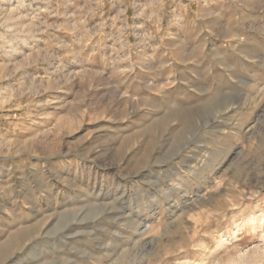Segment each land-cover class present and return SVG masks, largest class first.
<instances>
[{
	"label": "rangeland",
	"instance_id": "374dc122",
	"mask_svg": "<svg viewBox=\"0 0 264 264\" xmlns=\"http://www.w3.org/2000/svg\"><path fill=\"white\" fill-rule=\"evenodd\" d=\"M261 1L0 0V264H264Z\"/></svg>",
	"mask_w": 264,
	"mask_h": 264
},
{
	"label": "crops",
	"instance_id": "0c3cea01",
	"mask_svg": "<svg viewBox=\"0 0 264 264\" xmlns=\"http://www.w3.org/2000/svg\"><path fill=\"white\" fill-rule=\"evenodd\" d=\"M174 4L179 7L181 13H183V8L186 6L191 7L193 9L190 10L192 14L190 20H192L190 30L194 31L195 34L201 35L200 40L198 42H203L204 35L207 36L210 33H213L212 29L215 31H220V27L225 25L227 28L228 23L226 21L227 18L235 19L237 13L240 11L244 13V9L246 8L249 13L258 14L261 11V0H253L247 1V4L243 3L242 0H171ZM241 5V6H240ZM245 7V8H244ZM189 12V13H190ZM186 13V12H185ZM207 41V40H206ZM205 41V45L196 46L193 49H190L191 56H197L200 53L201 55H205L208 52L207 42ZM215 48H220L219 45H215ZM210 57L212 58V62L210 65H205L208 67L211 72L216 71L211 75V80L213 81H226L227 80V72L225 75L223 72L227 71L230 63L226 60L225 55L218 51V49L210 52ZM218 70V71H217ZM199 71L198 78L204 80V82H209L207 73H201ZM210 74V73H209ZM197 77V75H196ZM210 84H202L201 87H205V92H208ZM229 87H221L220 97L225 98L226 107H228V100L230 97Z\"/></svg>",
	"mask_w": 264,
	"mask_h": 264
},
{
	"label": "bare ground",
	"instance_id": "6f19581e",
	"mask_svg": "<svg viewBox=\"0 0 264 264\" xmlns=\"http://www.w3.org/2000/svg\"><path fill=\"white\" fill-rule=\"evenodd\" d=\"M24 5V4H23ZM25 6V5H24ZM24 6H23V8H24ZM21 7V6H20ZM19 7V8H20ZM122 213V212H121ZM133 225V224H132ZM143 229V228H142ZM139 234V233H138ZM152 241V240H151ZM153 243V242H152ZM120 254V253H119ZM125 254V253H124ZM110 255H111V253H110ZM242 256V255H241ZM241 256H239V257H241ZM244 257V256H243ZM243 259V258H242ZM119 260V259H118ZM138 260V259H137ZM133 261V260H132ZM252 261V260H251ZM237 262V261H236ZM241 262V261H240ZM131 264V263H130ZM132 264H133V262H132ZM134 264H135V262H134ZM241 264H243V262H241Z\"/></svg>",
	"mask_w": 264,
	"mask_h": 264
}]
</instances>
